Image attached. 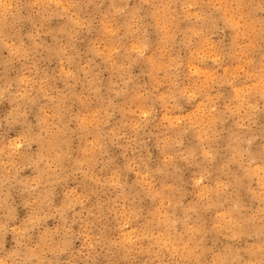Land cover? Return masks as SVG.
I'll list each match as a JSON object with an SVG mask.
<instances>
[{
	"label": "clouds",
	"instance_id": "clouds-1",
	"mask_svg": "<svg viewBox=\"0 0 264 264\" xmlns=\"http://www.w3.org/2000/svg\"><path fill=\"white\" fill-rule=\"evenodd\" d=\"M0 264H264V0H0Z\"/></svg>",
	"mask_w": 264,
	"mask_h": 264
}]
</instances>
